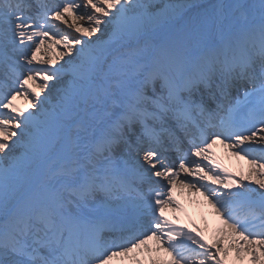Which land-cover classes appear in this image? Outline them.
Masks as SVG:
<instances>
[{
    "label": "snow or ice",
    "instance_id": "snow-or-ice-1",
    "mask_svg": "<svg viewBox=\"0 0 264 264\" xmlns=\"http://www.w3.org/2000/svg\"><path fill=\"white\" fill-rule=\"evenodd\" d=\"M117 258L264 264V0H0V264Z\"/></svg>",
    "mask_w": 264,
    "mask_h": 264
},
{
    "label": "bare ground",
    "instance_id": "bare-ground-1",
    "mask_svg": "<svg viewBox=\"0 0 264 264\" xmlns=\"http://www.w3.org/2000/svg\"><path fill=\"white\" fill-rule=\"evenodd\" d=\"M62 62L63 61H60V63ZM46 94V92L42 93V96ZM15 103L21 109L27 108L28 106V102L23 98H18ZM29 110L31 111V109ZM211 152L214 155L215 160L223 165L224 168H227L230 173L237 177L242 174H247L249 170L247 161L233 156L224 145L219 143L213 145ZM174 196L176 200L179 201L180 210L174 211L172 208L166 209L165 214L168 216L169 220H173L174 223L180 225L187 224L189 227H192V225L195 224L210 236L214 229L219 225V220L204 197L196 193L194 190L188 192L187 190H181L179 188L175 190ZM176 217L179 219L176 220ZM114 264H121L120 258H117L114 261Z\"/></svg>",
    "mask_w": 264,
    "mask_h": 264
}]
</instances>
